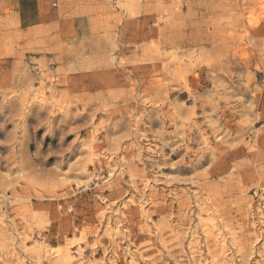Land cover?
<instances>
[{
    "label": "rangeland",
    "instance_id": "1",
    "mask_svg": "<svg viewBox=\"0 0 264 264\" xmlns=\"http://www.w3.org/2000/svg\"><path fill=\"white\" fill-rule=\"evenodd\" d=\"M0 264H264V0H0Z\"/></svg>",
    "mask_w": 264,
    "mask_h": 264
},
{
    "label": "clouds",
    "instance_id": "2",
    "mask_svg": "<svg viewBox=\"0 0 264 264\" xmlns=\"http://www.w3.org/2000/svg\"><path fill=\"white\" fill-rule=\"evenodd\" d=\"M10 131H11V130H10ZM6 139H8V133H7Z\"/></svg>",
    "mask_w": 264,
    "mask_h": 264
}]
</instances>
